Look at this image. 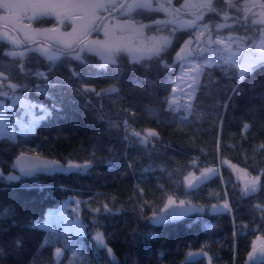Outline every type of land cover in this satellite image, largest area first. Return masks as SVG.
Returning a JSON list of instances; mask_svg holds the SVG:
<instances>
[{
  "label": "trees",
  "instance_id": "16d2710c",
  "mask_svg": "<svg viewBox=\"0 0 264 264\" xmlns=\"http://www.w3.org/2000/svg\"><path fill=\"white\" fill-rule=\"evenodd\" d=\"M32 24L44 27L55 21L49 18L43 24ZM4 30L22 41L13 28ZM96 33L91 31L89 37ZM10 50V44H0V71L11 79L19 73L18 60L3 55ZM20 50L23 49H17ZM84 55L88 64L64 58L51 69L43 58L31 64L33 69L48 72L55 87L48 89V96L33 91L27 94L28 98L49 107L55 104L58 110L36 128L34 135H18L16 143L0 142V168L7 172L20 153L77 163L92 161L93 167L84 174H37L11 183L0 179V207L11 206L15 210L13 216L0 219V240L8 245V254L0 258V264H32L34 258L40 264H52L54 249L40 248L46 230L28 225L43 220L48 209L70 197L82 202V220L89 228L93 219L103 225L101 230L109 234V246L120 264H207L206 258L199 256L186 259L188 252H199L202 247L214 257L213 264H254L248 256L254 240L263 238L264 231L256 229L261 221H253L252 206L264 201V194L257 193V200L242 198L241 177L233 166L250 175H256V169L264 170V152L253 151L264 142V131L260 129L264 123V67L247 76L238 87V70L228 76L217 68L206 70L194 101L199 114L191 116L192 123L187 125L174 120L166 110L165 98L170 95L177 66L166 69L151 61L145 69L142 64L131 63L127 53H121L119 68H101L96 66L100 63L98 56ZM173 57L174 51H170L165 59L172 62ZM71 69L84 79L73 76ZM117 76L118 79L113 78ZM29 83L44 82L33 77ZM81 84L97 91L111 86L120 91L102 97L94 93L82 95L77 91ZM122 120L129 121V132L157 131L162 143L157 144L156 151L145 152L124 139ZM242 120L255 121V136L248 141L240 138ZM150 165L154 170L145 171ZM205 167L219 168V176L206 183L195 181L200 187L189 188L185 177L189 173L199 177ZM168 197L176 202L184 200L190 211L163 224L151 223L146 217L157 214ZM225 200L231 205V212L211 209V205H222ZM105 203L114 214L89 211ZM147 233L152 235L146 236ZM15 237L21 238L23 244L12 251ZM77 239L86 260L108 264L106 259H100L103 253L94 252L88 235Z\"/></svg>",
  "mask_w": 264,
  "mask_h": 264
},
{
  "label": "snow or ice",
  "instance_id": "6c2138e0",
  "mask_svg": "<svg viewBox=\"0 0 264 264\" xmlns=\"http://www.w3.org/2000/svg\"><path fill=\"white\" fill-rule=\"evenodd\" d=\"M0 8L7 13L3 19L11 22L24 37L21 41L8 37L7 33L0 36V44L7 43L13 49H23L3 52L4 56L18 60L16 71L19 75L10 79L9 75L0 71V142L16 143L18 135L25 137L34 135L36 128L51 119L53 111L58 110L55 104L49 107L28 98L27 94L33 91L38 95L48 96V89L55 87L49 81L48 72L31 67V64L39 58H43L50 69L55 67L61 58L88 64L89 59L84 53L100 57L102 63L96 66L101 68H106L108 65L119 68L122 63L121 53H127L131 57V63L142 64L145 69L151 66L148 63L151 61H155L166 69L179 65L180 79L186 77L188 102L177 105L170 96L165 98V104L166 110L172 113L174 120L186 122L187 125L192 123L189 119L191 116L199 114L194 101L196 91L202 87L200 79L206 75V70L217 68L225 76L233 70H238V87L247 76L258 68L264 67V0H243V3L239 0H175V3L174 0H163V2L161 0H0ZM257 8L260 9L259 12L254 11ZM161 13L163 18L159 15ZM114 14L121 15L123 19H116L115 26L109 28L108 24L115 18ZM53 17L60 25L69 21L72 25L71 31L61 32L55 25L47 28L32 27L33 22L40 25ZM25 19L28 21L26 24ZM97 24L99 27L93 28V25ZM101 29L105 36L104 40H89L91 31L99 32ZM144 30L157 35L146 37L148 43L140 47H129L121 43L123 33L139 35L143 34ZM224 30L227 32L225 33ZM33 33L43 36L49 42L46 45L38 43L33 39L31 35ZM170 51L175 53L172 62L165 59ZM71 72L73 76L84 79L75 69H71ZM33 77L44 83L30 84L29 81ZM113 78L118 79V76ZM148 82L152 83V81ZM77 91L82 95L94 93L96 97H102L118 93L120 89L111 86L97 91L95 87L81 84ZM175 91L173 88L172 93L174 94ZM100 118L103 119V116ZM120 124L124 127V139L139 145L145 152L156 151L157 144L162 143L157 131L149 129L129 132L128 120H122ZM254 124V120L253 122L241 121V139L248 141L254 138ZM260 129L264 131V123H261ZM253 151L264 152V142L255 146ZM109 163L111 164V161ZM128 166L131 167V164ZM92 167V161L77 163L67 159H45L39 154L27 157L24 153H20L8 166L7 172L0 168V179L11 183L25 177H34L38 173L84 174ZM144 170L153 171L154 169L150 165ZM197 170L200 171L199 168ZM255 171L256 175L246 173L250 178L245 180L240 193L242 198L257 200V193L264 194V180H262L264 170L256 169ZM213 176H219V168L205 167L200 171L199 177L189 173L185 179L188 181L189 188L194 186L199 188L200 185L195 184V181L203 180L206 183ZM138 191L142 193L143 189ZM140 206L143 208L146 202ZM185 206L184 200L177 203L172 197H168L161 214L157 215L154 212L151 217L146 218L153 224H163L177 215H183L184 213L180 210ZM211 209L231 212V205L225 200L222 205H211ZM89 211L114 214L106 203L102 207L90 208ZM14 214L15 210L11 206L0 207V219H7ZM57 215L62 213H51L52 219L42 224L32 222L28 225L34 229L43 228L49 233L40 248L54 249L52 264H91L79 250L77 238L83 235L89 236L92 248L97 255L103 253L101 261L106 259L108 264H120L116 252L109 246V234L101 230L103 225L98 219H93L89 228L88 224L77 218L72 222V227L66 225L64 232L61 233L53 227ZM252 215L253 221L256 219L261 221L259 225H256V229L264 231V201L253 203ZM240 227L245 226L240 225ZM85 228H89L87 233L84 232ZM151 235V233L146 234L149 237ZM22 244L21 238H13L11 250L20 249ZM57 244H62L63 247H56ZM7 247L8 245L0 240V258L8 254ZM256 253L257 249L253 244L248 260L254 264H264V249ZM161 256H163L162 253ZM195 256L206 258L207 264H213L214 257L209 256L203 247L199 252H188L186 259ZM32 264H40V261L34 258Z\"/></svg>",
  "mask_w": 264,
  "mask_h": 264
},
{
  "label": "rangeland",
  "instance_id": "374dc122",
  "mask_svg": "<svg viewBox=\"0 0 264 264\" xmlns=\"http://www.w3.org/2000/svg\"><path fill=\"white\" fill-rule=\"evenodd\" d=\"M161 2H163V0H161ZM259 12V11H257ZM30 14V13H29ZM7 15V13L4 11L3 8H0V36H4L5 33H7L8 37H12V34H9L8 32H6L4 30L5 28H9L11 27V29L13 28L15 30V32H17L18 36L22 39H24L23 37V33L18 31L16 28H14L12 26L11 22H7L3 19V17ZM115 18L108 24L109 28H112L115 26V22L116 19H123V17L121 15L118 14H114ZM162 15V16H161ZM161 18H163V14H160ZM185 19H187L188 17H184ZM54 21H55V26L60 28L61 32H69L71 31L72 25L69 21H65V23L63 25H60L58 21L55 20V18L53 17ZM148 21H146L145 23H147ZM24 23H28L27 19L24 20ZM7 25V27H6ZM51 26H44L45 28L47 27H52ZM33 28L34 25L32 24ZM43 27V26H42ZM96 25H93V28H95ZM164 35H166L167 33H163ZM33 36V39L35 41H41L39 43H45V45L49 42L47 40H45V38L43 36H39V35H35L34 33L31 34ZM123 40L121 41V43H123L126 46L129 47H140L143 46L144 44L148 43V40L146 39V37H148L149 35H157L156 33H149L148 30H144L143 34H136V33H123ZM238 35V34H236ZM105 36L103 34V30L101 29L99 32H97L96 34H94L93 36L89 37V40H104ZM37 41V42H38ZM35 46V45H33ZM235 47V46H234ZM13 50H17V49H13ZM130 57V56H129ZM100 59V57H99ZM131 59V57H130ZM173 61V58H172ZM100 63H102V61L100 60ZM181 76V69L179 67V65H177V74L175 77V81L174 84L172 86V89L175 88V93H172V89L170 92L169 97L171 96L177 105H183L185 103L188 102V97L186 95V92L188 91L187 87H186V77L185 79H180ZM17 131H19L18 127L16 129ZM241 169L238 167H233V171L236 172V174H238L239 177H241V181H242V185L244 187L245 184V180L249 179L250 177L248 175H246L245 171H240ZM74 201H80L79 199L75 198V197H70L65 199L60 205H58L57 207H52L50 209H48L46 211V214L44 216V219L37 222V223H44L46 220L52 219V217L50 216L51 213H62V215H57L55 217V221L56 223H54L53 227L56 228V230L58 232H64V228L67 225L68 227H72V222L74 220H76L77 218H79V220H82V202L77 204ZM163 209V208H162ZM162 209L157 213V215L161 214ZM47 232V231H46ZM84 232L86 233V228L84 229ZM49 235V233L47 232V236ZM253 244H255V246L258 245H264V237L262 238H256L253 242ZM98 261V260H97ZM93 264H95V261L93 260ZM98 264H100V262L98 261Z\"/></svg>",
  "mask_w": 264,
  "mask_h": 264
},
{
  "label": "water",
  "instance_id": "95a60500",
  "mask_svg": "<svg viewBox=\"0 0 264 264\" xmlns=\"http://www.w3.org/2000/svg\"><path fill=\"white\" fill-rule=\"evenodd\" d=\"M96 27H99V25L97 24ZM24 155L27 156V157H31V156H33V155H35V154H28V153H25ZM41 157H42V158H45V159H50V158H46V157H43V156H41ZM26 163H27V161H26ZM16 172H17V174H18L19 170L17 169ZM38 174L52 175V174H47V173H38ZM54 174H57V173H54ZM177 203H179V202H177ZM185 205H186V204H185ZM180 211H182L184 214H183V215H179V216H184V215H186V214L190 211V208L186 205V206H185L183 209H181ZM256 249H257V253H256V254H258L259 251H260L261 249H264V245H263V244H262V245H258V246L256 247Z\"/></svg>",
  "mask_w": 264,
  "mask_h": 264
}]
</instances>
